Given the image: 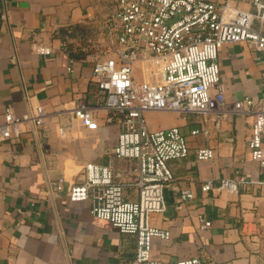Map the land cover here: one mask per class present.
Masks as SVG:
<instances>
[{"label":"crops","instance_id":"1","mask_svg":"<svg viewBox=\"0 0 264 264\" xmlns=\"http://www.w3.org/2000/svg\"><path fill=\"white\" fill-rule=\"evenodd\" d=\"M229 4L256 13L249 3ZM108 12L101 0L0 3V122L8 108L18 117L36 106L47 114L41 128L27 124L0 146V264H121L135 257L134 235L95 217L89 202L68 196L89 162L112 166L120 182L133 180L135 162L114 156L122 117L107 121L110 113L92 82L95 63L108 54L95 53L88 43L97 47ZM34 45L51 48L52 56L35 54ZM218 63L227 105L264 102V51L248 42L228 43ZM82 102L92 110L93 128L71 119ZM217 116L146 113L151 130L180 127L190 148L187 158L170 162L174 180L164 191L166 210L150 218L151 226L170 233L169 239L152 240L151 258L158 264L193 258L264 264V165L252 160L247 147L253 118L228 115L217 130ZM194 129L200 134L191 136ZM202 148L212 149L213 158L198 160ZM225 178L241 184L234 192L202 191V184L218 186ZM61 179L63 190L55 191L50 183ZM185 187L194 198L182 202ZM125 193L137 200L131 187ZM203 219L211 226L202 229Z\"/></svg>","mask_w":264,"mask_h":264},{"label":"built area","instance_id":"2","mask_svg":"<svg viewBox=\"0 0 264 264\" xmlns=\"http://www.w3.org/2000/svg\"><path fill=\"white\" fill-rule=\"evenodd\" d=\"M101 1L110 12L101 22L98 43L108 57L95 63L92 82L110 113L107 121L122 117L114 156L135 162L133 180L120 182L112 166L89 162L83 166L82 183L69 186L68 196L71 202H89L95 217L135 236V257L121 264H158L151 258L152 240L169 239L170 233L151 226L150 218L166 210L164 191L174 180L170 162L187 158L190 148L180 127L151 130L146 113H216L217 130L228 115L252 116L247 147L252 160L264 165V102L245 99L227 105L218 63L219 50L228 43L248 42L264 51V1L237 0L251 4L256 13L231 6L235 0ZM32 50L44 57L53 54L42 45H34ZM46 117L42 106L20 117L8 108L0 122V146L18 138L27 124L41 128ZM71 119L83 128L94 127V115L84 102L73 109ZM190 134L197 136L200 131L194 129ZM213 156L210 148L197 152L200 161ZM240 184V180L228 178L218 186L208 181L202 184V191L234 192ZM63 185L62 179L50 183L55 191H62ZM127 186L136 191L137 200L127 198ZM179 197L186 202L194 194L185 187ZM210 226V221L202 220V229ZM175 264L204 263L193 258Z\"/></svg>","mask_w":264,"mask_h":264},{"label":"rangeland","instance_id":"3","mask_svg":"<svg viewBox=\"0 0 264 264\" xmlns=\"http://www.w3.org/2000/svg\"><path fill=\"white\" fill-rule=\"evenodd\" d=\"M90 45H92V50L95 52V53H101L103 51V48L101 47V45L99 43H97V47H95V43H88Z\"/></svg>","mask_w":264,"mask_h":264}]
</instances>
